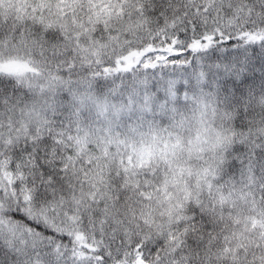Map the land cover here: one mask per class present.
Segmentation results:
<instances>
[{
	"label": "snow or ice",
	"instance_id": "snow-or-ice-1",
	"mask_svg": "<svg viewBox=\"0 0 264 264\" xmlns=\"http://www.w3.org/2000/svg\"><path fill=\"white\" fill-rule=\"evenodd\" d=\"M253 53L264 0H0V264H264Z\"/></svg>",
	"mask_w": 264,
	"mask_h": 264
},
{
	"label": "trees",
	"instance_id": "trees-1",
	"mask_svg": "<svg viewBox=\"0 0 264 264\" xmlns=\"http://www.w3.org/2000/svg\"><path fill=\"white\" fill-rule=\"evenodd\" d=\"M11 15V11L8 12ZM253 68L250 74V79H255L256 85L258 86L261 83V77L264 76V69H262L261 65L264 63V59L257 56L255 53L252 54L251 61ZM0 88H4L5 91H9L10 85L0 84ZM14 94V93H9ZM201 145L195 142L191 144H182L180 149L174 154L173 159L177 161L176 163V174L170 179V183L173 186H179L181 184V173L182 170L184 174H189L190 169L188 168V163L191 159H194L201 152ZM211 147V144L208 145ZM182 158V159H181ZM171 196V193L169 194ZM168 199L167 197L165 198ZM157 207L159 204L157 203Z\"/></svg>",
	"mask_w": 264,
	"mask_h": 264
}]
</instances>
